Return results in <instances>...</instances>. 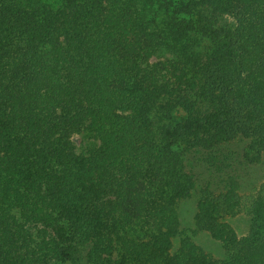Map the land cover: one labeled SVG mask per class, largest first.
Returning a JSON list of instances; mask_svg holds the SVG:
<instances>
[{
  "label": "trees",
  "instance_id": "trees-1",
  "mask_svg": "<svg viewBox=\"0 0 264 264\" xmlns=\"http://www.w3.org/2000/svg\"><path fill=\"white\" fill-rule=\"evenodd\" d=\"M263 159L264 0H0V264H264Z\"/></svg>",
  "mask_w": 264,
  "mask_h": 264
},
{
  "label": "rangeland",
  "instance_id": "rangeland-1",
  "mask_svg": "<svg viewBox=\"0 0 264 264\" xmlns=\"http://www.w3.org/2000/svg\"><path fill=\"white\" fill-rule=\"evenodd\" d=\"M185 117L184 112L181 109H176L173 114V122H178L183 120ZM75 141L78 147L81 149L85 143L82 135H76ZM230 149V164H249L244 160L243 157V145L239 143H232L227 150ZM226 150V151H227ZM206 155L200 152H192L187 155L188 164L192 167L193 171L197 176V183L199 186L205 185L209 180L212 179L211 172L209 171L208 164H216L212 162V159L208 157V160L205 159ZM213 157V156H212ZM219 158V157H218ZM220 159V158H219ZM228 164V163H227ZM247 183L245 188L251 189L257 186L262 180H264V159L258 165L250 166L249 175L246 176ZM214 179L213 187L216 185L220 186L222 184H218ZM216 189V188H215ZM196 202H197V193L188 200L184 201L180 208V218H181V230L184 235H189L196 244L202 247L206 252L211 254L212 256L219 258L223 257L225 251L222 247V244L215 240L211 235L205 231L194 232V213L196 210ZM227 221L234 227L237 234L239 236H243L248 233L250 226V219L245 214H239L237 216L228 217ZM175 247L178 246L179 238L174 240ZM63 264H70L69 262Z\"/></svg>",
  "mask_w": 264,
  "mask_h": 264
}]
</instances>
